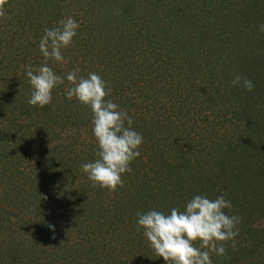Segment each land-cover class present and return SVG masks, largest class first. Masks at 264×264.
<instances>
[{
    "label": "trees",
    "instance_id": "16d2710c",
    "mask_svg": "<svg viewBox=\"0 0 264 264\" xmlns=\"http://www.w3.org/2000/svg\"><path fill=\"white\" fill-rule=\"evenodd\" d=\"M5 12L0 264H165L136 214L183 211L195 195H223L241 217L235 250L212 264H264V0H6ZM69 16L79 28L64 58L87 62L83 76L99 75L143 136L112 193L81 170L96 159L92 113L66 99L67 82L43 108L27 102L44 29Z\"/></svg>",
    "mask_w": 264,
    "mask_h": 264
},
{
    "label": "clouds",
    "instance_id": "9594fccd",
    "mask_svg": "<svg viewBox=\"0 0 264 264\" xmlns=\"http://www.w3.org/2000/svg\"><path fill=\"white\" fill-rule=\"evenodd\" d=\"M6 0H0V17L6 15ZM119 14V9H115ZM79 28L71 16L59 21V26L45 28L39 41L43 63L37 67L26 66L25 72L31 86L28 104L43 108L51 103L52 91L67 82L65 96L75 99L92 113V133L96 141V159L83 163L81 170L87 175L93 188L99 187L109 193L123 187L122 176L132 171L131 163L140 155L142 134L132 127L133 120L126 110L110 99L105 81L95 72L87 77L80 75L78 67L64 75L57 74L49 62H66L63 50L70 47ZM264 33V24L259 26ZM232 86L253 90L251 80L235 74ZM227 210V211H226ZM232 204L223 195L214 199L195 195L184 210L172 207L169 214L151 209L137 212V232L149 242L155 255L165 264H212V256L224 257L225 246L231 242L236 248V237L241 217L231 214ZM54 229V226L49 225Z\"/></svg>",
    "mask_w": 264,
    "mask_h": 264
},
{
    "label": "rangeland",
    "instance_id": "374dc122",
    "mask_svg": "<svg viewBox=\"0 0 264 264\" xmlns=\"http://www.w3.org/2000/svg\"><path fill=\"white\" fill-rule=\"evenodd\" d=\"M88 59V58H87ZM65 61L66 62H61V65L62 64H64L63 66H62V74L61 75H64L65 73H67V72H69V71H71L70 70V68H75V67H78L81 71H80V75H84V68L86 67V64H87V62H83L82 61V59L81 58H79L78 59V61H76V65L75 66H73V64H70V62H69V60L67 59V58H65ZM69 64H70V66H69ZM65 83H66V81H65ZM65 88H66V86H64ZM2 102H4V103H6L5 102V98H2L1 99V101H0V105L2 104ZM15 130H13L12 132H14ZM16 132V131H15ZM238 132L240 133V134H242L243 132L241 131V128H238ZM242 141H240V143H241Z\"/></svg>",
    "mask_w": 264,
    "mask_h": 264
}]
</instances>
